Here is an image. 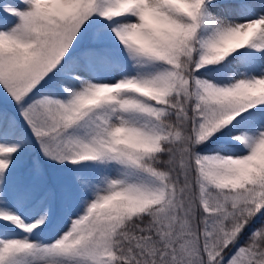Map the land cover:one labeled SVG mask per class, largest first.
Listing matches in <instances>:
<instances>
[{
    "label": "snow or ice",
    "instance_id": "1",
    "mask_svg": "<svg viewBox=\"0 0 264 264\" xmlns=\"http://www.w3.org/2000/svg\"><path fill=\"white\" fill-rule=\"evenodd\" d=\"M0 264H264V0H0Z\"/></svg>",
    "mask_w": 264,
    "mask_h": 264
},
{
    "label": "rangeland",
    "instance_id": "2",
    "mask_svg": "<svg viewBox=\"0 0 264 264\" xmlns=\"http://www.w3.org/2000/svg\"><path fill=\"white\" fill-rule=\"evenodd\" d=\"M4 2H8V0H4Z\"/></svg>",
    "mask_w": 264,
    "mask_h": 264
}]
</instances>
